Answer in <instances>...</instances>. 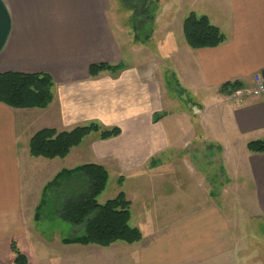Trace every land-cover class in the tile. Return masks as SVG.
<instances>
[{"label": "crops", "instance_id": "obj_1", "mask_svg": "<svg viewBox=\"0 0 264 264\" xmlns=\"http://www.w3.org/2000/svg\"><path fill=\"white\" fill-rule=\"evenodd\" d=\"M3 2L12 27L0 54V74L47 73L54 81V100L47 109L24 110L0 102V264H14L13 243L28 264L50 263L44 251V258H39V248L49 244L34 225L43 189L60 173L50 181L45 179L55 161L70 164L69 169L100 165L118 174L121 183L132 181L130 197L125 194L131 202L130 225L136 215L131 226L141 231L143 239L126 244L130 248L113 249L122 251L116 257L122 253L137 264H215L241 248L247 229L235 230L232 217L236 215L225 200L219 202L212 195L191 197L181 180L161 176L173 165L157 160L171 147L166 125L155 122L166 106L165 63L161 61L155 70L134 61L117 73L90 75L93 64L122 63L124 47L132 49L134 56L136 52V46H131L132 30L108 17V0ZM217 5L219 12L207 16L227 36L225 43L182 52L170 48L174 49L179 85L210 94L205 108H194H198L195 115L200 118V128L191 129L193 138L185 147L194 148L197 143L217 146L225 154L224 167L238 172L241 191L252 192L254 214L264 218V154H251L247 149L249 142L264 138V95L248 94L255 76L264 70V0H227ZM161 51L168 56L171 50ZM235 82L243 85L242 96L221 93L223 85ZM92 123L105 129L118 127L122 134L107 141L98 136L85 140L64 159L30 156V141L38 131H71ZM213 128L218 131L210 132ZM207 137L209 140L203 139ZM205 183L206 179L207 192L210 188ZM173 184L178 196L158 189ZM142 186L149 187L147 192L141 191ZM62 240L55 241L61 242L62 251L78 249L101 259V249L118 244L102 248L64 245ZM34 253L36 257H32ZM117 259L120 261L119 256Z\"/></svg>", "mask_w": 264, "mask_h": 264}, {"label": "rangeland", "instance_id": "obj_2", "mask_svg": "<svg viewBox=\"0 0 264 264\" xmlns=\"http://www.w3.org/2000/svg\"><path fill=\"white\" fill-rule=\"evenodd\" d=\"M150 1L153 2V6L155 7V22L153 25L152 37L146 45H142L135 42V36L133 35L131 38L133 39L131 46H136L135 56L131 53L132 49L128 51L129 48L124 47V59L121 64L132 65L135 61L136 64L142 63L151 65L153 69L157 70L158 65L162 62L165 63L164 65L162 63V70L163 75L165 74L164 70H167V79L165 83V95L167 97L163 95L166 106L165 111L159 115L162 117L160 121L163 122L164 126L166 125L165 127L168 130L171 147L166 151L167 153L158 156L159 158L157 160L161 162L168 160L173 162V165L169 166L166 174L163 173L161 176L174 177L181 180L184 184L182 186L184 187L183 190L187 191V195L191 197L202 199L205 195L208 197L212 195L215 196L219 202L225 200V204L231 207L229 211L236 215L232 217L235 230L243 226L247 229V239L246 242H240L241 248H237L231 257L215 264H264V218L257 217L254 214L255 212H253L256 210V201H253L252 192L243 193V191H241L238 185L240 184L238 172L228 170L224 167V160L226 166L225 154L222 153L217 146L211 147L206 146L204 143H197L195 144L197 147L188 149L185 147L187 141H192L193 137L190 136L189 133L191 129L195 130L196 128H200V118H198L195 113H198V108L203 109L206 107L210 94L207 92L205 93V91H190L179 85L175 70V59L172 54V50L174 49H170L177 48L179 52H182L185 48H189L183 33V23L191 12H195L198 15L212 16L214 12H219L217 10V4L224 3L227 0ZM108 6V17L111 20L116 18L121 26L132 30V14L125 8L121 0H108ZM161 49H163L164 52H166V50L171 51L168 56H162ZM195 106L198 107L196 110H194ZM210 108H212L211 105L208 106V109ZM213 129L210 130V132H215V130H217V128ZM94 138H97V134H92L89 139L87 138L86 140L89 142ZM203 139L209 140L208 137ZM192 148L194 151H192ZM237 153L238 152H236V154ZM233 159H235V157ZM55 162L51 170L49 172L46 171L45 179L49 181L58 171L69 170L70 164L68 165V163H66L67 165H65L59 161ZM109 175L110 179L107 189L99 197V203L103 204L110 199H114L121 192L128 194V197H130L129 187L132 181L127 179L121 183L118 174L110 172ZM54 178L52 180H54ZM205 179L207 183H205L206 187L210 188L207 192H205L204 189ZM42 181H44L43 176ZM152 188L156 187L153 186ZM147 189H149V187L143 188L142 186L141 191L147 192ZM158 189H160V191H165L167 195L178 196L174 184L159 187ZM58 205V202L51 203V205L45 209L41 221L34 225L40 235L43 236L42 238L46 239L49 244L47 248H39L38 255H40L39 258H44L41 256L44 251L46 254L45 259L50 263L38 261L40 264H102L101 262H103V264H137L136 262L130 263V260L126 259L122 253L118 255L120 261L117 259L118 256L116 257L115 253L120 250L118 249L116 252L114 250L120 246H127L124 243H118L115 247L112 246L110 249H101L100 254L103 255L102 259L94 258L90 254H86L78 249L73 250V252H68L66 250L62 251L60 249L61 242L55 243V241L58 240L59 237L64 239L75 235L82 236L84 234V229H76L75 234V229L57 216V211L59 209ZM137 211L138 208L135 211L136 214ZM227 211L228 209H226V212ZM136 220V215H134L131 225H135ZM243 233H241V235L245 236ZM35 253L32 254V257L33 255L35 256Z\"/></svg>", "mask_w": 264, "mask_h": 264}, {"label": "trees", "instance_id": "obj_3", "mask_svg": "<svg viewBox=\"0 0 264 264\" xmlns=\"http://www.w3.org/2000/svg\"><path fill=\"white\" fill-rule=\"evenodd\" d=\"M131 12V28L135 42L146 45L153 34L155 22L153 2L150 0H121ZM183 33L187 45L193 50L213 49L226 42L227 36L215 26L207 15L191 12L183 23ZM123 64L111 65L98 63L90 66L92 77L102 72L117 73ZM264 78V70L260 73ZM240 82L227 83L221 93L233 95L242 90ZM54 81L47 73L25 74L7 72L0 74V102L12 109H47L54 100ZM162 117L157 116L158 123ZM92 134L102 141L117 138L122 134L118 127L105 129L97 123L76 127L71 131L58 132L55 129H42L31 139L30 156L48 160L64 159L71 151L80 146ZM251 154H264V138L251 141L247 145ZM107 168L87 164L74 169L63 170L45 186L35 220L40 222L45 209L58 202L57 216L73 229H84L82 236L64 238V245H96L109 248L116 243L135 244L143 239V234L130 225L131 202L125 193H119L114 199L99 203V197L106 191L110 175ZM76 234V233H75ZM15 255L14 264H28L27 257L20 252L15 243L12 245Z\"/></svg>", "mask_w": 264, "mask_h": 264}, {"label": "water", "instance_id": "obj_4", "mask_svg": "<svg viewBox=\"0 0 264 264\" xmlns=\"http://www.w3.org/2000/svg\"><path fill=\"white\" fill-rule=\"evenodd\" d=\"M11 27L12 22L9 11L3 0H0V54L7 44L11 33Z\"/></svg>", "mask_w": 264, "mask_h": 264}, {"label": "built area", "instance_id": "obj_5", "mask_svg": "<svg viewBox=\"0 0 264 264\" xmlns=\"http://www.w3.org/2000/svg\"><path fill=\"white\" fill-rule=\"evenodd\" d=\"M248 94L253 97H260L264 95V78L262 75L258 74L255 76L253 88L250 90V92H248ZM235 95L242 96V90L236 92Z\"/></svg>", "mask_w": 264, "mask_h": 264}]
</instances>
